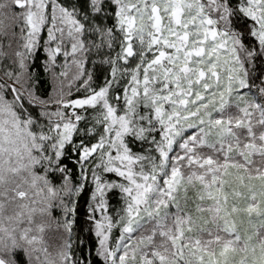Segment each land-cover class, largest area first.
<instances>
[{"label":"snow or ice","instance_id":"6c2138e0","mask_svg":"<svg viewBox=\"0 0 264 264\" xmlns=\"http://www.w3.org/2000/svg\"><path fill=\"white\" fill-rule=\"evenodd\" d=\"M0 264H264V0H0Z\"/></svg>","mask_w":264,"mask_h":264}]
</instances>
